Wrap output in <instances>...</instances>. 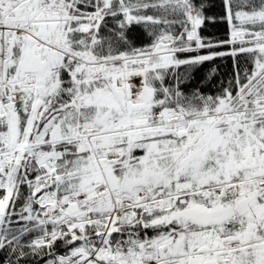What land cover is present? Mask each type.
Here are the masks:
<instances>
[{"label": "snow or ice", "instance_id": "6c2138e0", "mask_svg": "<svg viewBox=\"0 0 264 264\" xmlns=\"http://www.w3.org/2000/svg\"><path fill=\"white\" fill-rule=\"evenodd\" d=\"M0 264H264V0H0Z\"/></svg>", "mask_w": 264, "mask_h": 264}]
</instances>
